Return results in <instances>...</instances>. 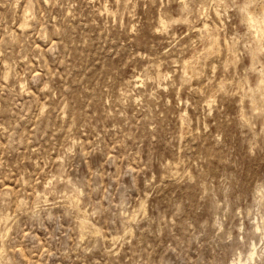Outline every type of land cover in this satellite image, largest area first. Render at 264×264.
<instances>
[{
	"label": "rangeland",
	"instance_id": "obj_1",
	"mask_svg": "<svg viewBox=\"0 0 264 264\" xmlns=\"http://www.w3.org/2000/svg\"><path fill=\"white\" fill-rule=\"evenodd\" d=\"M263 8L0 0V264H264Z\"/></svg>",
	"mask_w": 264,
	"mask_h": 264
},
{
	"label": "bare ground",
	"instance_id": "obj_2",
	"mask_svg": "<svg viewBox=\"0 0 264 264\" xmlns=\"http://www.w3.org/2000/svg\"><path fill=\"white\" fill-rule=\"evenodd\" d=\"M246 6V5H245ZM248 12V11H247ZM248 21L250 22L251 25H253L254 27H256L257 30H259L261 28V24L259 25V22L262 21L264 22V8H263V14L259 17H256L252 12H248L247 15ZM260 18V19H259ZM262 31V30H261ZM254 32V31H253ZM258 35V34H257ZM215 38V37H214ZM217 41V39H216ZM211 48V47H210ZM190 62V61H189ZM193 68V67H192ZM192 72V71H191ZM192 74V73H191ZM264 78V77H263ZM263 78H260V81L262 82ZM137 79V78H136ZM264 86V85H263ZM262 86V87H263ZM261 87V88H262ZM262 94V93H261ZM262 99V98H261ZM264 99V98H263ZM262 99V100H263ZM261 190V189H260ZM255 229L256 230H260V226L258 223H255ZM261 254H262V250L261 248L259 249L258 247V242L255 240H252L251 243V248L249 250V253L246 255L245 258H241L238 257V259L236 260V264H248L251 260H255L258 258H261ZM240 255V254H239Z\"/></svg>",
	"mask_w": 264,
	"mask_h": 264
}]
</instances>
